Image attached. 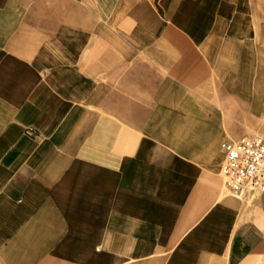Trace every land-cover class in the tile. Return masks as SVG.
I'll use <instances>...</instances> for the list:
<instances>
[{"label":"crops","instance_id":"0c3cea01","mask_svg":"<svg viewBox=\"0 0 264 264\" xmlns=\"http://www.w3.org/2000/svg\"><path fill=\"white\" fill-rule=\"evenodd\" d=\"M151 4L183 2L0 0V264H264V193L234 195L218 149L245 83L204 87L213 46L174 25L171 49L107 44Z\"/></svg>","mask_w":264,"mask_h":264},{"label":"rangeland","instance_id":"374dc122","mask_svg":"<svg viewBox=\"0 0 264 264\" xmlns=\"http://www.w3.org/2000/svg\"><path fill=\"white\" fill-rule=\"evenodd\" d=\"M139 1L153 2V0ZM181 2L183 4L180 6L170 5L164 9H160L155 4L140 6V12L146 14L149 11L159 18L155 22H143L142 24L149 27H146L143 36L138 38L129 36L128 24L125 22L127 16L122 15L130 9V6L121 7L118 19H123L124 22L115 23L116 25L111 22L108 24L124 36L116 39L108 38L107 44L171 49L179 46V40L167 34L169 26L174 25V28L186 30L187 34H190L187 37L188 43L196 47L200 54L203 46H213L214 54L212 57L204 56V60L218 63L219 67L215 68L213 65L212 69L206 71L209 74L208 78L200 81L204 87L212 85L214 90L225 88V72L233 73L236 83H245L244 86H235V116L227 117L224 112L218 119L219 125L225 132L220 135L218 142L220 152L221 143L226 140L238 141L253 134L264 135V0H181ZM163 11L168 14L162 16ZM170 15H174L172 17L174 21L169 20ZM161 16L165 18V21L161 20ZM201 30H205L206 35L216 30L219 36L212 39L201 37L199 36L202 33ZM176 55L156 53L154 60L179 61ZM123 56L124 60L130 57L129 54H123ZM144 56L146 57L147 54ZM231 57H234L236 64L229 65L227 68L228 61H232ZM173 72L176 71H171ZM218 96L220 109H223L224 102L220 95ZM256 114L260 116H254ZM206 121L210 124V119H206L205 124ZM238 126L246 127L245 134L238 132ZM215 153L213 151V156ZM222 157L221 168L224 163V156ZM221 176L224 184L227 185L222 169Z\"/></svg>","mask_w":264,"mask_h":264},{"label":"built area","instance_id":"2783aa9c","mask_svg":"<svg viewBox=\"0 0 264 264\" xmlns=\"http://www.w3.org/2000/svg\"><path fill=\"white\" fill-rule=\"evenodd\" d=\"M222 172L231 192L252 199L264 193V135L253 134L238 141H224Z\"/></svg>","mask_w":264,"mask_h":264},{"label":"bare ground","instance_id":"6f19581e","mask_svg":"<svg viewBox=\"0 0 264 264\" xmlns=\"http://www.w3.org/2000/svg\"><path fill=\"white\" fill-rule=\"evenodd\" d=\"M196 7V6H195ZM203 9V8H202ZM197 12V11H196ZM198 13V12H197Z\"/></svg>","mask_w":264,"mask_h":264}]
</instances>
